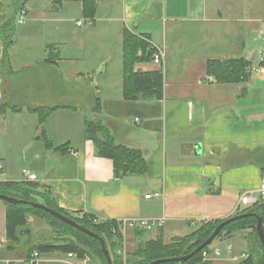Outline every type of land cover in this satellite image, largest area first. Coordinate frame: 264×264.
<instances>
[{"label": "crops", "instance_id": "1", "mask_svg": "<svg viewBox=\"0 0 264 264\" xmlns=\"http://www.w3.org/2000/svg\"><path fill=\"white\" fill-rule=\"evenodd\" d=\"M24 9L10 71L6 63L0 77V105H8L0 111V181L36 174L33 181L49 188L62 210L80 217L164 219L153 229L127 228L124 255L140 242L162 237L169 244L203 221L251 207L239 201L246 191L258 198L264 169V0H98L94 17L80 0H28ZM126 30L163 53L162 63L153 55L134 67L163 69L162 98L125 97ZM233 58L252 63L247 81L208 77L209 61ZM90 118L105 123L117 143L140 149L147 172L117 177L113 160L98 156L85 137ZM155 193L161 195L148 197ZM28 221L34 240L49 226L34 214ZM250 232L215 239L210 247L221 254L211 262L240 264ZM27 258L24 246L8 248L0 199V264ZM38 264L95 263L54 253Z\"/></svg>", "mask_w": 264, "mask_h": 264}, {"label": "trees", "instance_id": "2", "mask_svg": "<svg viewBox=\"0 0 264 264\" xmlns=\"http://www.w3.org/2000/svg\"><path fill=\"white\" fill-rule=\"evenodd\" d=\"M7 1L6 10L0 13V77L5 71L6 63H8V72L10 71L9 63L12 49L15 45L18 14L25 7L28 0ZM62 1L57 0L58 3ZM80 1L84 4L85 15L94 17L98 0ZM124 49L125 97L131 100L162 98L164 94L163 69L148 72L135 71L134 69L137 62L152 59L154 50L149 49V45L144 40L128 30L125 32ZM52 57L50 51H48L46 60L54 62ZM251 72L252 63L244 58L208 62V77L212 78V81L243 82L249 79ZM6 108H8L7 104L0 105V111ZM97 108L98 106H96ZM47 111L48 109L43 111L42 123ZM85 137L94 141L98 156L108 157L113 160L114 172L117 177L123 178L130 174H145L147 172L148 162L144 153L140 149L117 143L109 127L101 120L86 119ZM48 145L50 146L51 143H48ZM0 192L29 201V203L19 204L4 201L7 207L8 248L23 246L25 237L21 235V231L31 228L28 214L43 218L49 225V230L42 231L38 240H34L33 243L26 247L28 257L35 250L40 255L76 253L80 258L89 257L95 264H108L102 246L97 239L66 224L49 212L33 207L30 202H39L53 208L98 233L106 241L113 264H149L156 259L187 255L207 239L215 227L224 220L203 221L196 231L183 237H177L169 244L165 243L162 237L148 242H140L135 252L124 255V237L118 230V221H99L90 214H84L81 217L72 215L56 204L49 188L33 180L0 181ZM245 212H252L255 215L243 217L229 223L217 238L231 236L239 230L251 228V232L246 236L249 241L250 253L240 264H264V245L256 229L258 218L262 219L264 228V205L261 202H256L251 207L239 210L235 215ZM207 250H210V246L196 253L185 262L169 261L161 264H213L210 259L204 260L203 254Z\"/></svg>", "mask_w": 264, "mask_h": 264}, {"label": "water", "instance_id": "3", "mask_svg": "<svg viewBox=\"0 0 264 264\" xmlns=\"http://www.w3.org/2000/svg\"><path fill=\"white\" fill-rule=\"evenodd\" d=\"M201 149V145L197 144L196 145V150L197 152H200ZM0 199L3 201H7L13 204H19V203H29V201L27 200H23V199H18L16 197L13 196H9L7 194L1 193L0 192ZM30 204L33 207H37L40 209H43L46 212H49L51 215H53L54 217L60 219L61 221L65 222L66 224H69L73 227H75L76 229L80 230L81 232L92 236L93 238L97 239L101 246H102V250L108 260V264H113L112 262V258L110 255V252L108 250L107 244L105 239L100 236L98 233L92 231L91 229L81 225L80 223H78L75 219L53 209L50 208L42 203L39 202H30ZM250 215H255V213L252 212H245V213H240L237 215H233L231 217H228L226 219H224L222 222H220L215 229L213 230V232L211 233V235L205 239L196 249H194L191 253L184 255V256H179V257H169V258H161V259H156L153 260L152 262H150L149 264H161L164 262H169V261H179V262H185L186 260L190 259L191 257H193L196 253L200 252L201 250L205 249L207 246H210L215 239L219 236V234L222 232V230L225 228V226H227L229 223L243 218V217H247ZM256 229L257 232L259 234V237L261 239V242L264 245V228L262 225V219L258 218V223L256 224ZM21 235L25 237L24 241H23V246L26 248L28 245H30L31 243H33L34 241V234L32 231V228H26L24 230L21 231Z\"/></svg>", "mask_w": 264, "mask_h": 264}, {"label": "built area", "instance_id": "4", "mask_svg": "<svg viewBox=\"0 0 264 264\" xmlns=\"http://www.w3.org/2000/svg\"><path fill=\"white\" fill-rule=\"evenodd\" d=\"M26 17V11L23 8L20 13H19V22H23ZM79 24H82V21H79ZM263 55H264V50H263ZM154 61L156 63H162L163 61V53L161 51H158L154 54L153 57ZM0 168H4L2 164H0ZM24 173L27 175L29 180H34L36 179V174H27V171L24 170ZM258 198L253 196L252 191H246L243 193L240 197L239 201V206L241 205H250L252 206L256 202H261L264 205V169L262 171V178H261V183L260 187L258 189ZM161 194L160 193H155V194H150L148 197H159ZM240 208V207H239ZM119 227L118 230L121 232L123 235L126 231L127 228L133 227V228H142V229H153L157 227H161L164 224V219H147V218H124L118 220ZM212 254L218 256L221 254V249L220 248H211L210 250H207L204 252V260L210 259ZM70 257L76 256V253H68ZM245 257H247L246 254H244ZM41 255L39 254L38 251H33L31 256L26 259V264H38L40 260Z\"/></svg>", "mask_w": 264, "mask_h": 264}, {"label": "rangeland", "instance_id": "5", "mask_svg": "<svg viewBox=\"0 0 264 264\" xmlns=\"http://www.w3.org/2000/svg\"><path fill=\"white\" fill-rule=\"evenodd\" d=\"M7 5H8V1L7 0H0V13L1 12H3L4 10H6V7H7ZM18 16H19V14H18ZM50 228H49V226H48V228L47 229H44V230H42V231H46V230H49ZM38 240V239H37ZM215 243V242H214ZM214 243H212V244H214ZM211 244V245H212ZM210 245V246H211Z\"/></svg>", "mask_w": 264, "mask_h": 264}]
</instances>
